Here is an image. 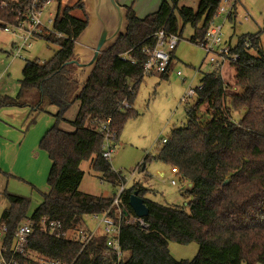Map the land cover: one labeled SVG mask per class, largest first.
Segmentation results:
<instances>
[{
	"label": "trees",
	"instance_id": "1",
	"mask_svg": "<svg viewBox=\"0 0 264 264\" xmlns=\"http://www.w3.org/2000/svg\"><path fill=\"white\" fill-rule=\"evenodd\" d=\"M6 1L9 4L0 8V18L16 22V3ZM179 1L164 0L157 12L144 19L126 7L127 36H122L108 52L114 54L105 63L100 59L87 86L73 102L78 88L77 67L63 66L75 58L74 45L89 20L72 15L73 8L59 10L55 28L66 37L48 38L59 46L54 58L46 63L28 62L18 95L0 97V110L30 107L47 113L52 106L58 108L55 124L40 142V149L52 162L50 191L44 194L42 204L31 214L28 198L2 191L7 207L0 224L8 226L10 245L16 230L27 219L36 224L45 217L61 221L64 230L70 232L89 230L86 217L108 210L118 219V208L112 207L115 196H94L79 190L85 176L80 167L92 161L94 170L110 183L124 180L103 158L101 123L112 119L119 140L128 119L136 115L132 108L122 109V103L128 100L133 104L145 78L147 55L143 50L154 48L156 35L162 30L181 38L182 29L189 24L194 29L191 41L203 42L223 0H200L197 12L179 8ZM235 50L241 58L231 68L235 69V85L241 92L234 93L218 71L204 74V88L196 104L187 108V125L173 131L155 158L177 168L182 184H192L183 190L192 199L187 204L189 212L146 199L143 186L126 189L120 206V243L126 254L121 264H264V51L260 35L240 39ZM125 54L127 59H123ZM173 59L174 51L170 66ZM170 66L161 75L163 79L168 78ZM76 102L79 111L70 122L74 131H64L60 124ZM233 113L242 116L235 120ZM148 160L149 156L140 170H145ZM135 191L149 208L143 224L129 205ZM131 218L137 221L131 224ZM172 242L197 243L198 255L192 261L175 260L169 251ZM29 248L63 264H114L113 258L107 256V237L101 232L83 249L81 243L57 240L36 225Z\"/></svg>",
	"mask_w": 264,
	"mask_h": 264
},
{
	"label": "rangeland",
	"instance_id": "2",
	"mask_svg": "<svg viewBox=\"0 0 264 264\" xmlns=\"http://www.w3.org/2000/svg\"><path fill=\"white\" fill-rule=\"evenodd\" d=\"M118 2L121 6L133 8L137 17L144 19L157 12L164 0H118ZM199 4L200 0H180L178 7L192 8L197 12ZM82 5L83 7L80 8ZM65 8H73L71 14L78 18L86 16L88 20L91 19L88 14L89 7L83 1L79 3L78 0H62L61 3L55 5L56 10L63 11ZM214 25L222 26L224 42L233 47L242 38L260 35L264 51V0H239L232 17L216 16ZM180 26L182 27L181 23ZM193 35L194 29L190 24L182 29L179 45L174 50V59L168 78L163 79L161 75L157 74L146 75L139 85L133 104L130 103L136 115L128 119L110 159L112 169L120 173L124 180L120 184L114 185L94 170L92 161H85L80 167L85 173L79 188L81 192L113 198L118 194L120 186L131 189L139 185L147 190L146 199L164 206L184 208L189 212L187 204L192 199L183 193V190L187 189V185L181 183L180 177L172 173V168L169 165L155 158L159 149L163 147L162 140L169 139L175 129L187 125V108L197 102L196 99L189 104L181 102L188 88L198 87L204 74L215 71L208 62L209 58H207L203 47L191 41ZM0 42V97H16L26 64L33 61L49 62L59 50L57 43L48 41L47 36L43 35L32 43L30 49L22 52V58H16L12 43L20 44L19 39L1 32ZM76 45L77 47L85 46L82 41H76ZM114 47L106 49L101 55L103 63L114 54V52L108 53ZM224 70L225 68L220 71L222 76ZM178 72L182 73L181 78L177 75ZM234 72L233 68L228 73L225 70V80L232 84L234 93H240L241 89L235 85ZM130 84L134 85L132 82ZM51 112H55L54 108ZM77 114L78 102L68 109L65 117L69 121H74ZM233 116L235 120H239L242 114L233 113ZM54 124L52 115L41 114L35 123L29 121L27 127L42 132V140ZM65 128L70 129L69 125H66ZM147 156H149V160L145 170H140ZM47 159L44 172L40 173V168L36 165L27 170L28 173L42 180L45 185L43 189L32 191L27 181H19L12 173L10 174L14 177L8 175L9 182L0 187V223L3 211L7 207V202L2 195L4 189H7L9 193L28 198L31 202L29 210L31 214L42 204L44 193L46 194L50 187L48 179L51 164L48 157ZM173 180L176 185L172 184ZM85 221L90 230L96 229L94 216H87ZM169 251L175 260L192 261L198 255L199 245L194 242L190 244L172 242L169 244Z\"/></svg>",
	"mask_w": 264,
	"mask_h": 264
},
{
	"label": "built area",
	"instance_id": "3",
	"mask_svg": "<svg viewBox=\"0 0 264 264\" xmlns=\"http://www.w3.org/2000/svg\"><path fill=\"white\" fill-rule=\"evenodd\" d=\"M14 10L17 14L16 22H7L0 18V33H7L19 39L12 43V48L15 51L14 57L22 58V52L30 49L32 43L42 37L63 39L66 36L56 30V21L59 10L55 9V5L60 3L58 0H13ZM239 0H223L218 12L219 15H227L230 18L236 8ZM9 3L6 0L0 2V8H4ZM180 37L175 34L166 33L164 30L156 35V44L154 48H146L143 52L147 55V60L144 64V75H162L167 71L171 63V53L179 45ZM1 44V42H0ZM198 45L202 46L207 53L208 62L215 71L220 72L225 67H231L241 58L235 47L227 44L223 40L222 26L212 24L206 38ZM250 47V44L248 43ZM125 54L123 59H127ZM135 63L134 61H132ZM221 74V73H220ZM177 75L181 78L182 73ZM132 86V84H131ZM204 85L196 88H188L187 92L181 99L182 103L189 104L195 100L198 93L202 91ZM122 109H131V104L128 100L122 103ZM99 133L102 137V155L103 158L110 161L114 153L115 144L118 142V135L113 125V120L108 119L101 123ZM162 143H167V138L162 140ZM174 175H179L177 168L172 169ZM173 185L176 182L172 181ZM126 190V186H120L118 194L115 195L112 207L118 208V219L110 215V210L101 215H92L95 217L96 229L87 230L79 229L73 232L65 231L61 221L50 220L43 218L39 224H36L32 219H27L22 223L14 234L12 244L8 241V226L0 225V264H63L58 260L48 259L40 256L32 251L30 246L31 237L35 233V226L38 225L40 230L57 240H70L79 242L84 249L93 238L101 232L107 237V256L112 257L114 264H121L125 257L120 243V230L122 221V194ZM132 219V218H131ZM128 222L134 224L136 219ZM143 224V222L141 221ZM74 264V263H72Z\"/></svg>",
	"mask_w": 264,
	"mask_h": 264
},
{
	"label": "crops",
	"instance_id": "4",
	"mask_svg": "<svg viewBox=\"0 0 264 264\" xmlns=\"http://www.w3.org/2000/svg\"><path fill=\"white\" fill-rule=\"evenodd\" d=\"M230 69L232 68L225 67L227 73L230 72ZM224 72L222 78L225 80ZM233 78H235V72ZM225 82L232 86L230 82L226 80ZM53 108L55 112H51ZM57 112L58 108L56 106L50 107L47 113L35 112L30 107H6L0 110V169L2 171L0 173V187L7 185L9 182L8 175L13 176L10 173L14 174L19 181H27L32 191L45 187L41 179L27 171L36 165V167L40 168V173L44 172L48 160L47 157L49 158L48 154L40 149L42 132L30 129L27 124L29 121L30 123H35L41 114L52 115L55 122L54 115ZM64 119L65 121L60 124L61 129L73 132L74 128L70 123L73 121L67 120L65 116ZM66 125H69L70 129H66ZM24 130L25 132H23ZM49 161L52 167L50 158ZM185 184L190 188V183Z\"/></svg>",
	"mask_w": 264,
	"mask_h": 264
},
{
	"label": "water",
	"instance_id": "5",
	"mask_svg": "<svg viewBox=\"0 0 264 264\" xmlns=\"http://www.w3.org/2000/svg\"><path fill=\"white\" fill-rule=\"evenodd\" d=\"M82 1L89 7L88 14L91 18L88 26L77 39V41H82L85 46L77 47L75 43V58L63 66L74 65L77 67L75 79L78 81V88L74 92L71 102L87 86L104 51L116 46L122 36H127L129 27L128 10L121 6L118 0ZM191 187L192 184H190ZM129 205L138 220L142 221L149 216V208L138 191L131 195Z\"/></svg>",
	"mask_w": 264,
	"mask_h": 264
}]
</instances>
